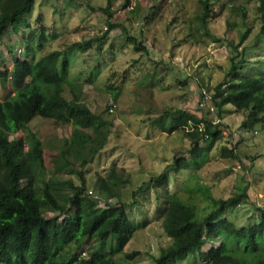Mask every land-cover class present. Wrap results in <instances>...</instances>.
I'll use <instances>...</instances> for the list:
<instances>
[{"label":"rangeland","instance_id":"rangeland-1","mask_svg":"<svg viewBox=\"0 0 264 264\" xmlns=\"http://www.w3.org/2000/svg\"><path fill=\"white\" fill-rule=\"evenodd\" d=\"M87 1L95 9L108 3L107 0H40L37 6L36 2L31 16H27L31 27L26 25L25 19H20L10 28L9 34L2 37L0 55L4 66L12 63V53L21 54L24 50L27 56L25 41L31 42L35 48V54L30 57L33 62L51 50H64L74 42L96 36L93 31L97 30L91 28L93 21L102 22L99 33L103 35L107 14L99 9L87 10L83 4ZM132 1L135 6L117 18L116 23L124 25L130 35L137 36L148 51H135L128 34L116 27L107 38L95 41L85 52L71 49L67 54V70L63 72L74 84L78 83V93L82 89L81 104L89 106L93 112H102L114 124L108 143L90 157L88 188L94 190L97 171L106 174L117 166L130 173L131 182L122 189L121 200L127 203L137 201L135 206L127 208L136 230L123 253L140 250L145 254L132 260L131 264H154V255L159 256L161 248L173 242L163 229L161 200L165 193H177L200 219L218 207L217 200L240 195L248 186V197H240L237 203H232L226 215L238 226H250L260 220L257 207L264 205V121H259L251 129L242 128L244 117L231 109L232 106H227L228 110L223 113V121L228 125L225 138L211 149L204 167L172 169L167 188L151 187L136 197L133 190L162 173L176 155H187L186 150L192 145L183 132H167L158 126L156 121L160 118L165 117L167 122L171 120V116L164 114V109L184 110L201 117L202 89L211 88L212 93L215 84L230 68V56L240 52L236 58L239 62L244 49L247 52L245 61L241 62V73H259L264 77V18L259 11L260 0H211L213 11L208 16L207 33L198 18L202 0ZM122 2L125 0H114L113 14ZM138 5L139 13H133ZM241 6L247 10L246 21ZM231 41L237 51L230 45ZM9 48L13 52L7 55ZM4 82L10 86L11 92H16L10 83ZM117 90L120 96L114 111L110 112L108 107L114 105L112 91ZM64 95L71 98L70 87H66ZM27 126L43 140L48 169L46 178L58 174L62 181L60 186H64L67 194L70 188L64 180L71 176L55 172L53 159L62 149L61 138L70 137L76 128L71 124L59 126L53 119L40 115ZM80 130L94 135L92 128ZM26 133V130L19 132L20 136ZM231 145L236 146L239 153L236 160L222 155L223 149ZM260 153L262 156L258 158ZM73 178L74 183L80 185L78 175L74 174ZM107 202L118 204L117 194L97 199L100 207L105 208ZM51 215V212L45 214L47 217ZM218 245V242L209 243L204 249L208 251ZM85 247L96 248L95 241ZM100 252L110 253L109 246H102ZM123 253L118 256H125ZM122 263L127 264L126 261ZM177 264L209 263L198 253H192Z\"/></svg>","mask_w":264,"mask_h":264},{"label":"trees","instance_id":"trees-1","mask_svg":"<svg viewBox=\"0 0 264 264\" xmlns=\"http://www.w3.org/2000/svg\"><path fill=\"white\" fill-rule=\"evenodd\" d=\"M107 1L106 6L99 8L107 14L108 29L103 35L89 36L64 50L55 49L33 62L12 53L15 58L12 84L16 95L0 102V264H123L124 261L131 264L145 254L140 250L123 253L136 230L127 208L135 206L137 201L121 200L122 189L131 182L130 173L117 166L106 174L97 171L94 190L87 185L90 157L108 143L113 121L102 112H93L89 106L81 104L82 89L78 93V83L74 84L63 72L67 70V54L71 49L85 52L95 41L107 38L116 27L128 34L135 51H148V47L137 36L130 35L124 25L110 21L114 0ZM166 1L169 0H163ZM260 1L259 11L264 18V0ZM210 2L202 0L198 15L207 33L208 16L213 11ZM131 3L132 0H125L123 6ZM35 4L36 0H0V39L20 19H26ZM138 9L139 5L133 13L138 14ZM240 9L246 21L247 10L243 6ZM37 19L41 21V17ZM24 21L31 27L28 20ZM25 43L28 56L34 52V46L31 42ZM230 45L237 51L233 41ZM9 52L13 49L9 48ZM246 52L247 49L241 52L239 62L236 58L240 52L230 56V68L215 84L210 102L199 107L201 117L184 110H163L171 120L160 118L156 121L158 126L167 132H183L192 145L186 150L187 155H176L162 173L133 190L135 197L151 187L167 188L172 169L204 167L211 149L225 138L228 125L223 121V113L228 110L227 106L243 115L242 128L251 129L264 121V77L259 73H241ZM67 86L71 89L70 99L64 95ZM204 88L211 92V88ZM112 93L113 102L117 103L120 91ZM211 107H214L213 113ZM36 115L53 119L59 126L73 124L76 128L70 137L61 138L62 149L53 159L55 172L71 176L64 180L70 188L67 194L64 186H60L62 181L58 174L46 178L44 143L27 127ZM81 128H92L94 135ZM20 129L26 130V135L11 139L10 136ZM235 148L233 145L225 147L223 157L238 159ZM261 156V153L257 155ZM74 174L78 175L80 185L74 183ZM247 190L248 186L240 195L217 200L218 207L200 219L177 193H165L161 200L163 229L173 242L161 248L159 256L154 255V264H177L192 253H198L209 264H264V205L257 207L260 220L250 226H238L226 215L232 203H237L240 197H248ZM95 193L108 198L116 193L119 203L107 202L105 208L100 207L93 196ZM46 212L52 215L47 217ZM93 241L96 248L85 247ZM215 242L219 244L217 247L205 251L207 244ZM230 242L236 246H231ZM104 245L109 246L110 253L100 252ZM121 253L125 256H118Z\"/></svg>","mask_w":264,"mask_h":264},{"label":"clouds","instance_id":"clouds-1","mask_svg":"<svg viewBox=\"0 0 264 264\" xmlns=\"http://www.w3.org/2000/svg\"><path fill=\"white\" fill-rule=\"evenodd\" d=\"M16 53V52H15ZM14 55L18 58H22V54H23V50H22V53L21 54H18L16 53ZM9 54V51L7 53V55ZM11 59H12V63L9 64L7 63L8 65L5 67L3 62H2V59H1V55H0V78L3 79L4 81H7L8 83H10L13 87V89H15L14 85L12 84V70L14 68V64H15V58L14 56L11 55ZM6 72V73H5ZM2 73H5V74H2ZM0 84L2 86L3 82L0 80ZM6 90L8 91L7 94H5V96H0V102L4 103L6 99H8L9 97H12V96H15L16 95V92H11V88L8 84H6ZM16 90V89H15ZM37 116V115H36ZM45 118V117H43ZM30 123V122H29ZM28 125V124H27ZM22 129L16 131L15 133H13L10 137L11 139L12 138H19L21 137L19 132H21ZM23 137V136H22ZM62 219V218H61Z\"/></svg>","mask_w":264,"mask_h":264},{"label":"built area","instance_id":"built-area-1","mask_svg":"<svg viewBox=\"0 0 264 264\" xmlns=\"http://www.w3.org/2000/svg\"><path fill=\"white\" fill-rule=\"evenodd\" d=\"M133 6H135V2H134V1H132V3H131L129 6H126V7L121 6V7L117 8V9H116L117 11H116L115 14H113V16L110 18V21H111L112 23H116V22H118V21H117V18L122 17L125 13H127L128 11H130V10L133 8ZM125 17H126V16H125ZM104 29H105V30L108 29V24H107L106 26H104ZM93 33H97V35L99 34L98 31H97V32L93 31ZM100 33H102V32H100ZM211 98H212V93H211L209 90H207L206 88H203L202 91H201V100H200V102H199V107H200V108L205 107V106L210 102ZM113 104H114V105L109 109L110 112H113L114 109H115V107H116L115 103H113ZM210 110H211V112L213 113V111H214V107H211ZM93 196H94V198H96V199L102 197V195H100V194H99V196H98L97 193L93 194ZM63 217H64V215H63L61 218H63Z\"/></svg>","mask_w":264,"mask_h":264},{"label":"crops","instance_id":"crops-1","mask_svg":"<svg viewBox=\"0 0 264 264\" xmlns=\"http://www.w3.org/2000/svg\"><path fill=\"white\" fill-rule=\"evenodd\" d=\"M39 1L40 0H36V2H37V6H39L40 5V3H39ZM78 1H80V2H82V0H78ZM89 1H87V2H84L83 4H85V7L87 8V10H90V9H92L93 11L94 10H98L99 8H96L95 9V7H93V6H91V4L90 3H88ZM123 2L121 3V6H123ZM35 6H36V4H35ZM64 8H66V7H64ZM117 8H119V7H117ZM116 8V9H117ZM100 11H102L101 9H99ZM104 12V11H103ZM105 13V12H104ZM36 14V13H35ZM35 14H33V15H35ZM106 14V13H105ZM83 15H88L87 13H83ZM29 16H31V14L29 15ZM107 16V15H106ZM25 20H28V18L26 17V19ZM29 22H30V19L28 20ZM91 23V22H90ZM101 24H102V22H101ZM101 24H100V21H93L92 22V24H91V28H94V29H96L98 32L100 31V29H101ZM14 29H16L15 27H14ZM10 31V30H9ZM9 34V33H8ZM100 34V33H99ZM85 39V38H84ZM0 41H2L3 42V40L2 39H0ZM6 42V41H5ZM7 43V42H6ZM75 43V42H74ZM5 45V44H4ZM6 46V45H5ZM51 51H53V50H51ZM50 51V52H51ZM35 54V48H34V52H32V53H30V55H28V56H25L24 55V50H23V54H22V58H23V60H25V59H27V60H29L30 59V57H32L33 55ZM43 57V56H42ZM30 61H32L31 59H30ZM2 82H3V84H2V86L0 87V96H5V94H7V90H6V84H5V82H4V80H1ZM35 117H37V116H35ZM34 117V118H35ZM34 118L30 121V123H32L33 122V120H34ZM48 119V118H47ZM29 123V124H30ZM71 125H73V124H71ZM74 126V125H73ZM28 127V126H27ZM43 141V140H42Z\"/></svg>","mask_w":264,"mask_h":264}]
</instances>
